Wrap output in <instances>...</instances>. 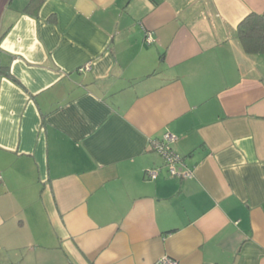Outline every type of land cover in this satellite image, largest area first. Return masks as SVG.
I'll return each mask as SVG.
<instances>
[{"label":"crops","instance_id":"1","mask_svg":"<svg viewBox=\"0 0 264 264\" xmlns=\"http://www.w3.org/2000/svg\"><path fill=\"white\" fill-rule=\"evenodd\" d=\"M29 1L0 0V264H264V55L237 33L264 0Z\"/></svg>","mask_w":264,"mask_h":264},{"label":"built area","instance_id":"2","mask_svg":"<svg viewBox=\"0 0 264 264\" xmlns=\"http://www.w3.org/2000/svg\"><path fill=\"white\" fill-rule=\"evenodd\" d=\"M146 40L151 41L150 34H146ZM90 63H87L83 69H89ZM176 137L170 132H164L160 138L151 139L149 141V148L154 150L163 160L167 172L170 176L188 177L191 176L192 171L188 168L182 169L184 166L183 158L175 153L172 149V144L175 142ZM160 168L149 169L146 172L148 178L155 179L158 176ZM154 264H177L173 258L163 255L158 258Z\"/></svg>","mask_w":264,"mask_h":264},{"label":"trees","instance_id":"3","mask_svg":"<svg viewBox=\"0 0 264 264\" xmlns=\"http://www.w3.org/2000/svg\"><path fill=\"white\" fill-rule=\"evenodd\" d=\"M43 1L44 0H30L26 6V10L37 12ZM237 33L240 44L246 53L264 55V11L248 13L239 22ZM0 72L10 79H15L11 76L6 67H1Z\"/></svg>","mask_w":264,"mask_h":264}]
</instances>
